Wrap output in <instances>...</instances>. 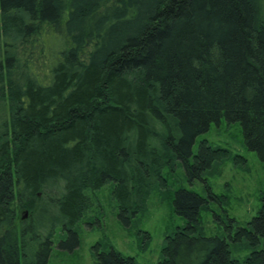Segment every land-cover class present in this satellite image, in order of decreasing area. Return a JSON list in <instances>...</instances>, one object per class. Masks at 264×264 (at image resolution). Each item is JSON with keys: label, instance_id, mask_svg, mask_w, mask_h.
I'll return each instance as SVG.
<instances>
[{"label": "trees", "instance_id": "1", "mask_svg": "<svg viewBox=\"0 0 264 264\" xmlns=\"http://www.w3.org/2000/svg\"><path fill=\"white\" fill-rule=\"evenodd\" d=\"M223 117L264 161V0H0V264H49L57 229L79 246L89 188L113 182L129 224L178 164L204 180L229 151L194 146ZM207 197L175 190L186 221L158 264H264V196L228 236L199 230ZM228 238L252 251L233 258ZM93 251L139 264L104 241Z\"/></svg>", "mask_w": 264, "mask_h": 264}, {"label": "rangeland", "instance_id": "2", "mask_svg": "<svg viewBox=\"0 0 264 264\" xmlns=\"http://www.w3.org/2000/svg\"><path fill=\"white\" fill-rule=\"evenodd\" d=\"M227 149L226 157L203 175L204 180H189L181 164L172 173H165L166 185L154 187L147 208L129 224L118 216V206L112 197L113 182L100 189H87L93 205L76 225L80 244L67 249L59 246L57 229L49 264H93V246L98 241L109 243L139 264H158L163 258L166 232L185 224V217L175 210L172 195L178 187L194 189L207 197L205 181L210 184L215 199L208 198L199 215V230L206 235L228 236L238 226H245L257 214L264 196V161L247 144L240 122L223 117L197 138ZM242 159H246L242 162ZM231 218L236 220L233 222ZM233 258L243 260L252 248L247 240L228 238Z\"/></svg>", "mask_w": 264, "mask_h": 264}]
</instances>
